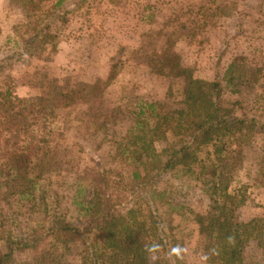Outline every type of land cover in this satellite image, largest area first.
I'll return each instance as SVG.
<instances>
[{"label": "trees", "instance_id": "obj_1", "mask_svg": "<svg viewBox=\"0 0 264 264\" xmlns=\"http://www.w3.org/2000/svg\"><path fill=\"white\" fill-rule=\"evenodd\" d=\"M12 1L22 7L24 21L12 26V36L0 48V216L1 203L9 204L12 197L31 210L42 205L46 209L41 181L53 171L61 147L67 150L71 144L87 152V145L100 150L107 141L105 134L98 141L93 137L108 130L109 117L92 100L103 95L125 63L120 55L113 56L103 78L75 83L51 78L41 94L17 96L14 78L7 71L34 52L38 58L55 53L60 41L58 23L66 25L73 12L69 5L80 7L85 0ZM230 5L218 6L220 14L229 16L224 9ZM175 44L167 40L161 50L149 54L152 57H140L147 58L143 64L151 72L180 83L182 99L168 110L161 105L158 109L156 103L140 104L133 125L114 140L115 157L133 167L131 181L136 182L129 184L118 169L105 167L101 157L90 155L91 163L77 175L72 198L80 224L47 214L22 234H5L0 226V241L6 245L5 251L0 250V264H10L15 251L26 249L32 251V264H185L174 227L165 223V212L158 205L165 191H158L156 184L163 175L191 170L194 165L200 169L209 200L203 213H193L205 263L257 264L243 254L252 242L264 247V222L235 220L244 195L232 183L243 162L244 147L259 123L239 117L220 99L224 87L238 91L247 57L232 58L222 85L219 80L196 78ZM147 111L149 115L144 116ZM90 181L92 191L84 198ZM74 254L76 262L69 260Z\"/></svg>", "mask_w": 264, "mask_h": 264}, {"label": "rangeland", "instance_id": "obj_2", "mask_svg": "<svg viewBox=\"0 0 264 264\" xmlns=\"http://www.w3.org/2000/svg\"><path fill=\"white\" fill-rule=\"evenodd\" d=\"M227 3L235 6L224 9L229 11V16L221 15L218 6ZM69 6L73 12L68 22L63 26L58 23L60 41L56 52H46L40 58L34 52L7 73L14 78L15 94L28 97L45 91L51 78L61 83L65 79L75 83L103 78L111 57L120 55L125 63L118 76L103 95L92 100L109 117L108 130L93 139L98 141L105 134L107 141L98 151L90 150L87 145V152H80L71 144L67 150L61 147L53 171L41 181L46 190V209L42 205L35 212L27 203L16 202L15 197L10 198L9 204L2 202L3 233L28 232L47 214L63 215L79 223L72 198L77 175L85 164L91 163L90 155L101 157L105 167L118 169L129 184L136 182L131 181L133 167L115 157L114 140L133 125L140 104L156 103L158 109L161 105L168 110L182 99L180 83L151 72L143 64L147 58L140 57L149 58L167 40L173 45L176 42L174 49L181 55L183 64L193 69L196 78L219 80L222 85L224 70L232 58L240 54L247 57L238 91L232 93L229 87H224L220 99L239 117L259 123L244 147L243 162L237 167L232 187H241L244 195L243 205L235 210V220L258 218L264 222V0H85L80 7ZM22 21L24 11L20 5L12 0H0V48L12 36V26ZM163 29L170 32L160 34ZM199 173L198 165H194L191 170L179 169L163 175L156 184L158 191H165L158 205L165 212V223L174 227L178 251L185 264H206L193 221V213H203L209 203ZM92 186V181L86 184L84 198L90 195ZM171 206L176 209L171 210ZM5 246L1 240L0 250L5 251ZM243 255L246 260L264 264V247L253 242ZM32 257L30 249L15 251L10 264H32ZM77 259L76 254L69 256L72 262Z\"/></svg>", "mask_w": 264, "mask_h": 264}]
</instances>
